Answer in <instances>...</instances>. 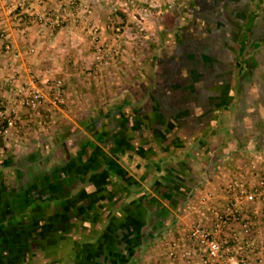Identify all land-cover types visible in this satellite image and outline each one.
Returning a JSON list of instances; mask_svg holds the SVG:
<instances>
[{
    "label": "crops",
    "instance_id": "1",
    "mask_svg": "<svg viewBox=\"0 0 264 264\" xmlns=\"http://www.w3.org/2000/svg\"><path fill=\"white\" fill-rule=\"evenodd\" d=\"M157 4L0 0V109L31 86L44 95L39 113L18 105L14 126L0 122V264L166 260V240L185 245L183 227L233 201L229 180L264 168L245 111L264 0ZM118 22L121 50L98 66ZM238 234L264 264V217Z\"/></svg>",
    "mask_w": 264,
    "mask_h": 264
},
{
    "label": "built area",
    "instance_id": "2",
    "mask_svg": "<svg viewBox=\"0 0 264 264\" xmlns=\"http://www.w3.org/2000/svg\"><path fill=\"white\" fill-rule=\"evenodd\" d=\"M144 2L149 6H158V0ZM86 12L89 13L90 10L87 9ZM92 31L96 32V28ZM113 35L115 41L110 47L105 41L95 46V64L98 66L108 63L107 50L110 55H116L121 50L124 31L120 25L114 26ZM56 100H61L59 93ZM43 103L42 90L31 86L20 95L16 105L9 104L0 109V122L4 123V129L12 127L15 125L18 105L39 113ZM253 167L255 168V165ZM259 170L251 185L242 178L229 180L226 189L232 195L233 201L225 209L212 211L209 225L195 221L183 227L187 238L185 245H180L173 239L166 240V260L153 264H192L195 259H198L200 264H249L240 245L238 232L248 234L252 225L264 217V168ZM243 205H248L247 216L243 214Z\"/></svg>",
    "mask_w": 264,
    "mask_h": 264
},
{
    "label": "rangeland",
    "instance_id": "3",
    "mask_svg": "<svg viewBox=\"0 0 264 264\" xmlns=\"http://www.w3.org/2000/svg\"><path fill=\"white\" fill-rule=\"evenodd\" d=\"M145 8V7H144ZM87 14H90L86 12ZM120 13V12H119ZM153 13V11H152ZM138 17V16H137ZM123 23L118 22L117 25H122ZM125 35V33H124ZM260 62V63H259ZM264 67V59L261 61H258V64H256L255 68L259 69L258 75L251 77V83L255 86L252 87L253 92L250 93V102H252L253 107L250 109H245L247 111V120H246V130L249 132V136L251 135L253 138L250 140L253 144H256L258 148L261 150L259 157L260 161H263L264 163V70L260 72ZM240 100V98H237V101ZM248 100V97H246V101ZM255 103V104H254ZM243 111V110H241ZM241 121H235L236 127L240 130L241 129ZM235 129L234 132H238L239 130ZM251 143V144H252ZM261 167H263V164H261Z\"/></svg>",
    "mask_w": 264,
    "mask_h": 264
},
{
    "label": "trees",
    "instance_id": "4",
    "mask_svg": "<svg viewBox=\"0 0 264 264\" xmlns=\"http://www.w3.org/2000/svg\"><path fill=\"white\" fill-rule=\"evenodd\" d=\"M1 125L5 126L4 123H2Z\"/></svg>",
    "mask_w": 264,
    "mask_h": 264
}]
</instances>
